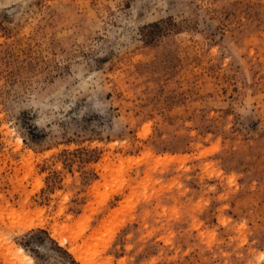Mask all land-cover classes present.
Masks as SVG:
<instances>
[{
    "label": "rangeland",
    "instance_id": "obj_1",
    "mask_svg": "<svg viewBox=\"0 0 264 264\" xmlns=\"http://www.w3.org/2000/svg\"><path fill=\"white\" fill-rule=\"evenodd\" d=\"M19 248L264 264V0H0V264Z\"/></svg>",
    "mask_w": 264,
    "mask_h": 264
},
{
    "label": "bare ground",
    "instance_id": "obj_2",
    "mask_svg": "<svg viewBox=\"0 0 264 264\" xmlns=\"http://www.w3.org/2000/svg\"><path fill=\"white\" fill-rule=\"evenodd\" d=\"M40 226H43L42 224L40 225ZM55 232V233H54ZM53 233H54V236L55 237H57L58 239H60V242H61V244H64V241H65V238L63 237V236H61V234H60V232H58V231H54ZM68 237V236H67ZM71 240V239H70ZM69 241V240H68ZM69 243H70V241H69ZM18 250H20V252H22V254L20 255V257L21 258H23V260L24 259H29L30 260V262L32 263V264H34L33 263V258L29 255V254H25V252H24V250H23V248H19ZM71 250V252H73V254L76 256V258L78 259V260H80L81 262H83L84 264H88V262L84 259V257L78 252V250L76 249V248H71L70 249Z\"/></svg>",
    "mask_w": 264,
    "mask_h": 264
}]
</instances>
